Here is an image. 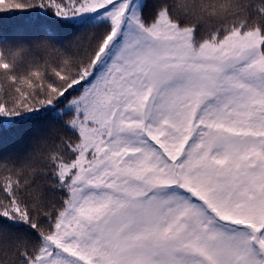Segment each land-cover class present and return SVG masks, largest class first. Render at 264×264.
<instances>
[{
	"label": "snow or ice",
	"instance_id": "snow-or-ice-1",
	"mask_svg": "<svg viewBox=\"0 0 264 264\" xmlns=\"http://www.w3.org/2000/svg\"><path fill=\"white\" fill-rule=\"evenodd\" d=\"M0 264H264V0H0Z\"/></svg>",
	"mask_w": 264,
	"mask_h": 264
},
{
	"label": "trees",
	"instance_id": "trees-1",
	"mask_svg": "<svg viewBox=\"0 0 264 264\" xmlns=\"http://www.w3.org/2000/svg\"><path fill=\"white\" fill-rule=\"evenodd\" d=\"M5 2H7V0H5Z\"/></svg>",
	"mask_w": 264,
	"mask_h": 264
}]
</instances>
